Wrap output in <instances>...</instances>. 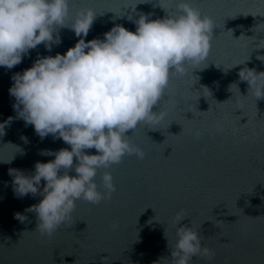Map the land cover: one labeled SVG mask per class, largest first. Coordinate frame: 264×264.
Here are the masks:
<instances>
[{
    "label": "water",
    "instance_id": "95a60500",
    "mask_svg": "<svg viewBox=\"0 0 264 264\" xmlns=\"http://www.w3.org/2000/svg\"><path fill=\"white\" fill-rule=\"evenodd\" d=\"M190 3L214 22L209 56L187 75L173 74L153 109L167 112L161 123H141L129 132L146 156H125L108 169L116 186L111 199L77 201L71 219L51 236L41 235L35 213L26 211L43 197H19L10 172L34 173L37 161L55 158L42 150L70 146L52 135L41 139L18 118L9 90L14 74L39 57L66 54L81 37L59 28L53 35L60 42L51 50L41 43L13 68L0 66V264H171L180 210L187 216L180 226L192 225L214 253L190 264H264V99L256 101L239 77L245 67L264 71V0ZM161 5L175 14L174 0H70L65 23L92 9L97 14L84 39H103L117 24L135 31L141 14L163 18ZM18 212L26 216L23 222L15 218Z\"/></svg>",
    "mask_w": 264,
    "mask_h": 264
},
{
    "label": "clouds",
    "instance_id": "9594fccd",
    "mask_svg": "<svg viewBox=\"0 0 264 264\" xmlns=\"http://www.w3.org/2000/svg\"><path fill=\"white\" fill-rule=\"evenodd\" d=\"M174 2L175 14L161 5L167 13L163 18L141 14L134 21L135 31L117 24L103 39L86 41L97 14L92 9L81 12L68 25L70 0H0V66L13 68L41 43L51 50L53 43L60 42L53 35L59 28L70 27L81 37L66 54L39 57L31 67L14 74L9 90L16 100L13 107L18 118L34 126L41 139L52 135L70 146L55 152L42 150L41 155L55 158L37 161L34 173L10 172L19 197H43L26 209L35 213L41 235L51 236L69 221L77 201L99 204L111 199L116 186L108 169L125 156L140 160L146 156L131 143L129 132L141 123H161L167 112L153 109L164 97L173 74L183 77L189 67L199 68L209 56L213 20L190 0ZM259 58L264 60V56ZM239 77L248 83L256 101L264 99V71L245 67ZM10 122L11 118L6 123ZM193 135L198 140L202 133L197 130ZM93 148L96 154L86 151ZM72 169L75 175L70 174ZM185 217L184 210L176 213L177 240L169 246L171 264H190L197 256L212 259L214 253L202 243L199 231L192 225L180 226ZM15 218L23 222L26 216L18 212Z\"/></svg>",
    "mask_w": 264,
    "mask_h": 264
}]
</instances>
